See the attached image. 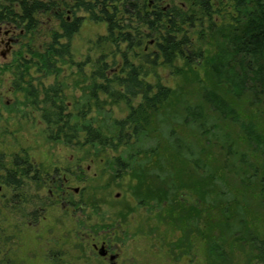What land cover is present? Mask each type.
I'll return each instance as SVG.
<instances>
[{"label":"rangeland","instance_id":"obj_1","mask_svg":"<svg viewBox=\"0 0 264 264\" xmlns=\"http://www.w3.org/2000/svg\"><path fill=\"white\" fill-rule=\"evenodd\" d=\"M106 33L105 23L86 19L72 38L74 62L61 65L58 75L48 77L33 68L37 88L58 81L67 112L77 113L84 106L87 117H97L99 105L109 110L112 118H125L129 108L124 101H114L102 92L98 93L99 99L90 100L91 73L97 59L108 55L109 74H120L123 67L122 55L100 40ZM43 34L44 30L37 34L36 46L43 45ZM26 42L25 39L16 49H23L29 59ZM14 59L15 55L10 57L9 65ZM182 64L178 62L179 66ZM11 72L0 66V264H109L92 246L94 241L103 239L120 250L119 262L264 264L256 258L257 249L250 242V234H232L242 230L245 223L247 229L264 240V200L261 202L258 181L264 174V155H253L251 146L246 144L245 148L239 146L241 152L246 151L245 160L241 154L229 153L232 150L228 135H241L242 127L223 119L209 104L200 101L198 92L202 85L195 74L178 75L172 68L161 66L155 69V75L146 76L149 82L160 79L177 90V99L170 107L168 122L157 119L158 135L146 142L158 145L159 156H151L147 165L136 164L121 171L115 160L126 149L124 144L96 148L50 138L40 113L26 106L23 96L12 90ZM200 78H204L202 70ZM211 85L209 81L208 86ZM139 101L140 98L134 104ZM185 104L191 106L193 113L202 109L208 114L206 128L210 132H204L205 126L186 121L187 110L179 111ZM245 108L244 111L239 106L244 114L256 115L252 122H264V101ZM104 120L110 124L100 114L99 121ZM163 129L166 130L161 133ZM137 148L129 150L134 152ZM162 153L167 157L172 154L171 164H164L167 158ZM255 159L261 172L257 180H251L254 187L246 184L244 176L253 173L250 163ZM17 160H28L33 166L19 189L4 183L11 171L19 177L23 173L25 168L16 164ZM166 171L168 175L173 171L175 184L160 179ZM136 173H140V179ZM55 174L79 189L78 193L70 191V205L58 199L54 189L51 196ZM193 183L202 188L187 187ZM81 205L84 210L79 208ZM231 226L235 228L232 232ZM211 236L224 244L225 258L217 259L210 252Z\"/></svg>","mask_w":264,"mask_h":264},{"label":"trees","instance_id":"obj_2","mask_svg":"<svg viewBox=\"0 0 264 264\" xmlns=\"http://www.w3.org/2000/svg\"><path fill=\"white\" fill-rule=\"evenodd\" d=\"M218 1L0 0V19L6 17L22 22L27 38L26 49L31 54L27 59L22 55L23 49L18 50L8 66L12 71L11 84L16 92L25 93L23 98L28 106L41 111L50 138L96 148H116L124 144L126 149L115 163L125 171L136 164L147 165L151 156H159L158 145L146 142L158 135L157 119L168 122L170 107L177 99V90L160 79L149 82L146 76L155 75V69L161 66L172 68V72L178 75L192 73L202 85L201 92H198L200 101L209 104L223 119L242 127V134H237L238 137L228 135V147L232 150L229 153L241 154L245 160L246 151L241 152L239 146L245 148L246 144L251 146L253 155L258 152L264 155V122H252L256 115L253 117L252 113L241 111H245L246 106L264 101V0H232L230 4ZM86 19L106 24L107 33L100 40L114 46L115 53L121 54L123 59L120 74L108 73V55L103 54L97 59L91 73L90 100L99 99L98 93L102 92L114 101H124L129 108L125 118H112L111 112L99 105L97 117H87L84 106L77 113L67 112L68 105L58 81L41 89L43 97L34 88L33 68L48 77L58 75L61 65L74 62L72 38ZM43 30V45L36 46L37 34L41 35ZM179 61L183 62L181 66ZM200 70L204 72L203 79ZM209 81L213 84L211 87ZM183 100L186 98L182 99V105ZM190 107L185 104L179 110H187L186 121L205 126L204 132H210V128H206L208 114L202 109L193 113ZM100 114L110 124L99 121ZM137 146L132 152L131 149ZM200 151H204L203 147ZM143 156L145 158H141ZM162 157L167 158L164 164H171V153ZM152 163L158 164L156 161ZM16 164L20 162L17 160ZM250 165L253 173L243 175L248 185H252L251 180H257L261 172L256 159ZM172 173L168 175L166 171L160 179L175 184ZM139 174L135 175L140 179ZM179 178L182 180L181 176ZM7 179L15 183L20 181L12 171ZM258 181L263 202L264 174ZM187 187L199 189L202 185L193 183ZM231 228L232 232L235 228ZM248 230L244 223L242 230H234L232 234L236 237L241 233L250 234V242L257 249L256 258L264 262V240ZM210 239L213 256L225 258L224 244L217 237L211 236Z\"/></svg>","mask_w":264,"mask_h":264},{"label":"flooded vegetation","instance_id":"obj_3","mask_svg":"<svg viewBox=\"0 0 264 264\" xmlns=\"http://www.w3.org/2000/svg\"><path fill=\"white\" fill-rule=\"evenodd\" d=\"M49 29H51V26L49 27ZM25 39L27 40L22 22L20 20L13 21V20L7 19L6 17L0 19V59H1L0 66H3V67L5 66L6 68H8L10 57L12 56L14 57V55L16 56L18 52L16 47L18 45H21ZM22 55H24V53ZM47 87L49 86L43 85L42 89L47 88ZM11 88L14 91V93H18L22 96H25V93L23 92H16L12 84H11ZM34 88L37 89L38 95L40 97H43V93L40 92L41 89L37 88L35 84H34ZM27 103H25V105ZM26 106H28V104ZM31 108L41 113V111L38 110L37 108L35 107L34 108L31 107ZM42 122H44L43 119H42ZM18 165L19 166L22 165L23 166L22 168H25L24 169L25 171L23 170V173L21 174L20 177L16 176L18 179H20V181L15 183L13 181H9L8 179H6L4 183L7 186L9 185L11 187L19 189V188H23V185L25 182L24 178L30 176V172H32L33 166L31 165L30 162H28V160H23ZM53 189L56 191L57 198L61 199L62 202H64L66 205H70L71 202H73L71 199V193L79 192L78 188L76 187L73 188L69 185V181L67 178L65 177L61 178V175H58V174H55L52 176L51 190H50L51 196L54 195ZM71 190L72 192H70ZM80 204H83V202H81ZM74 208H77L75 204H74ZM79 208L81 210H84V207L82 205ZM87 236L89 238L90 235H87ZM92 239H95V238L92 237ZM92 246H93L94 252L98 253L99 256L103 260H106L109 264H132L130 262H119L120 250L117 248V246L112 245L110 240L108 239H103L102 241L100 240L94 241L92 243Z\"/></svg>","mask_w":264,"mask_h":264}]
</instances>
